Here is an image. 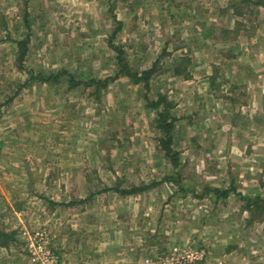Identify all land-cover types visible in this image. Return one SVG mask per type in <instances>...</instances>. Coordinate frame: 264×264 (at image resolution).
I'll return each instance as SVG.
<instances>
[{"label":"rangeland","instance_id":"rangeland-1","mask_svg":"<svg viewBox=\"0 0 264 264\" xmlns=\"http://www.w3.org/2000/svg\"><path fill=\"white\" fill-rule=\"evenodd\" d=\"M263 194L264 0H0V264H66L89 234L109 264H264Z\"/></svg>","mask_w":264,"mask_h":264},{"label":"trees","instance_id":"trees-1","mask_svg":"<svg viewBox=\"0 0 264 264\" xmlns=\"http://www.w3.org/2000/svg\"><path fill=\"white\" fill-rule=\"evenodd\" d=\"M29 41V37L28 35H26L23 39L21 40H17L16 44H17V48H18V56H17V60L19 62L20 67H23V60L25 58L26 55V51H27V43ZM113 48L116 51V61H117V65H118V73L127 76L130 80H132L133 82H143V86L148 88V79L151 76L152 73V68L147 69L142 71L139 75L135 72H132L130 67L128 66L127 62L125 61V58L123 57V51L121 48L112 45ZM66 72L61 71L60 74H55V75H50L48 78H59L61 74H64ZM32 77V75H30ZM112 78H105V79H89L87 81H74L73 77L69 76L68 77V82L70 85H78V84H83L86 86H94L97 89L98 88H103L108 84V80L113 79ZM160 105H162L163 109L161 111H159L158 113V117L156 120V124L157 127L160 129V131L162 132V137L160 138V145L164 151V153L171 159V162L173 165H176L177 163V153L174 152L173 147H172V142H173V138L171 135V132L173 130L174 127V121L175 118L174 117H170L166 111L168 109V107L170 106V103L168 102V100L163 97L160 96L158 97V99L151 103V106L153 108H157ZM169 116V118H168ZM146 188H148V186H139V187H131L129 189H124L121 190L122 193L125 194H134V193H138V192H142L143 190H145ZM205 191L210 192V191H214L215 194H220L223 196H226L228 194V190H219V189H205ZM264 203V194L263 197H258L256 200H254V203H258V202ZM10 234L9 233H5L4 231L0 230V244H4V241H2V239H9Z\"/></svg>","mask_w":264,"mask_h":264},{"label":"crops","instance_id":"crops-1","mask_svg":"<svg viewBox=\"0 0 264 264\" xmlns=\"http://www.w3.org/2000/svg\"><path fill=\"white\" fill-rule=\"evenodd\" d=\"M88 237H89L87 238L88 245H84L87 248L86 251H80L79 249H77L80 246V244L76 243L75 240L71 239L69 250L64 252V256L62 251V239L61 241H59L60 247H58V251L60 252L61 256H63V258L65 259L64 261L66 262V264H109L103 259H99V257L93 254V253H97V249L95 248H97L98 246L96 245V243L91 242L92 234H89ZM112 253H113L112 260H114L113 264H121V260L122 263L127 262L128 264H131V258L127 257V260H125L124 258L121 259L119 257L120 256L119 252L117 250L114 251V249ZM90 254H93V257L91 256L88 259ZM15 258L18 262H22L24 264V261H21L20 255L16 254Z\"/></svg>","mask_w":264,"mask_h":264},{"label":"built area","instance_id":"built-area-1","mask_svg":"<svg viewBox=\"0 0 264 264\" xmlns=\"http://www.w3.org/2000/svg\"><path fill=\"white\" fill-rule=\"evenodd\" d=\"M47 242L48 241L45 235L44 236L41 235L39 239L33 240V242L30 244V249H29L31 255L38 259L48 260L51 254H50V250L48 249Z\"/></svg>","mask_w":264,"mask_h":264}]
</instances>
